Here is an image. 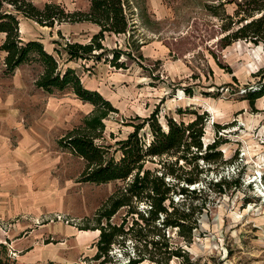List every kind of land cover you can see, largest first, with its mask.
<instances>
[{
  "label": "rangeland",
  "instance_id": "obj_1",
  "mask_svg": "<svg viewBox=\"0 0 264 264\" xmlns=\"http://www.w3.org/2000/svg\"><path fill=\"white\" fill-rule=\"evenodd\" d=\"M32 1L37 5L55 1L68 10L89 6V0ZM240 1L130 0V29L105 32L106 49L99 59L66 62L65 53L55 49L59 46L55 39L88 41L94 23L62 21L50 29L21 19L25 38H40L60 63L74 66L84 84L99 87L118 108L104 118L105 142L124 137L131 128L124 122L139 121L132 118L136 114L157 109L164 123L165 114L191 119L194 114L186 108L207 111L203 145L215 134L225 137L218 146L224 160L198 159L204 169L198 181L189 184L198 190L197 197L174 194L175 200L205 202L203 210L196 212L198 226L192 240L185 242L176 229L170 230L173 242L188 250L194 264H264V96L253 106L242 97L246 85L257 81L254 73L264 67V49L241 38L222 45L220 38L228 31L222 25ZM113 49L121 50L117 60L124 62L122 66L109 62ZM3 56L0 50V264H99L103 257L92 258L96 238L79 232L88 234L96 224L95 212L124 181L78 180L84 159L57 140L69 127L80 124L84 103L68 89L50 95L37 87L34 80L41 70L37 62L23 63L12 75L4 74ZM8 97H13L9 105L22 111L17 122L6 119ZM47 98L69 109L61 121L46 114ZM213 122L224 127L217 131ZM48 128L52 136L44 139ZM163 157L168 155L148 158L145 166L159 168ZM191 166L181 164L178 172L189 174ZM222 178L228 182L222 190L212 187L210 181ZM124 211L118 209L110 219L121 221ZM70 228L77 232H69ZM132 240L126 239L124 245L114 242L104 264H124L133 254ZM139 264L156 263L146 259ZM169 264L179 260L173 258Z\"/></svg>",
  "mask_w": 264,
  "mask_h": 264
},
{
  "label": "trees",
  "instance_id": "obj_2",
  "mask_svg": "<svg viewBox=\"0 0 264 264\" xmlns=\"http://www.w3.org/2000/svg\"><path fill=\"white\" fill-rule=\"evenodd\" d=\"M129 4L130 0H89L85 10H68L55 1L37 5L32 0H0V32L4 34L0 42V50L4 51L2 72L11 74L21 63L37 62L41 70L34 80L36 86L47 92L69 88L77 97L94 105L80 124L66 130L57 140L61 147L84 159L78 180L95 183L113 179L124 181L95 212L96 224L89 228L99 231L92 258L98 260L103 257L99 264H104L109 259V250L114 242L121 241L124 245L126 239L132 238L133 254L127 255L124 264H139L146 259L156 264H169L173 258L178 259L179 264H194L188 250L182 244L173 242L170 230L176 229L177 236L185 242L192 240L194 229L198 226L196 212L203 210L205 202L194 204L186 198L175 200L174 194L197 197L198 190L189 184L198 181L199 173L204 169L199 166L198 159L206 162L223 159L218 146L225 141V137L215 134L210 142L203 145L207 111L186 108L194 114L191 119L177 120L165 114L164 123L158 118L157 109L143 116L136 114L132 118L139 121L124 122L131 126L124 137L116 138L114 143L105 142L104 118L118 108L98 89L85 86L75 67L60 63L40 38L24 39L19 31L20 17L31 18L47 26L62 21H90L98 29L88 41L56 40L59 46L55 49L58 53H65V62L91 57L99 59L100 53L106 49L102 43L105 32L122 33L131 28L133 22ZM236 5L235 13L229 15V22L222 25L224 30H228L220 37L222 45L241 38L262 44L264 49V0H242ZM233 16L238 17L233 20ZM235 23L237 25L233 27ZM57 31L60 32V29ZM98 49L100 51L95 52ZM120 52L112 50L111 64H124L117 60ZM254 74L258 76L257 81L246 85L242 92V97L251 106L257 97L264 94V67ZM213 123L217 131L224 127L218 122ZM110 136L114 134L110 132ZM163 155H168V158L159 159V168L145 166L146 159ZM181 164L192 165L188 168L189 174L178 172ZM167 176L171 178L167 179ZM233 182L237 184L236 180ZM226 183L225 178L210 181L212 187L219 191ZM140 202L146 203V206H139ZM120 208H125L121 221H112L110 218Z\"/></svg>",
  "mask_w": 264,
  "mask_h": 264
},
{
  "label": "crops",
  "instance_id": "obj_3",
  "mask_svg": "<svg viewBox=\"0 0 264 264\" xmlns=\"http://www.w3.org/2000/svg\"><path fill=\"white\" fill-rule=\"evenodd\" d=\"M22 18H24V19H29V20H33V19H31V18H27V17H20V21H19V31H20V34H21V27H22V23H21V19ZM33 21H35V20H33ZM36 22V21H35ZM39 24V23H38ZM57 24V23H56ZM95 24V23H94ZM39 25H41V24H39ZM96 25V24H95ZM41 26H47V25H41ZM47 27H49L50 29H52L54 26H47ZM57 29H60V28H57ZM98 29V26L96 25V28L94 29V32L96 31ZM93 33V32H92ZM91 33V34H92ZM3 36H4V34H3V32H0V40H2V38H3ZM21 36L24 38V39H27V38H31L32 36H30V37H24L22 34H21ZM55 40H57V39H55ZM54 40V41H55ZM80 41V40H79ZM45 46V45H44ZM46 48V47H45ZM47 49V48H46ZM48 50V49H47ZM50 51V50H49ZM69 61V60H68ZM23 63H21L20 65H22ZM20 65H18L16 68H18ZM66 65H69V64H66ZM74 67V66H73ZM15 68V69H16ZM14 73V72H13ZM13 73H11V75L13 74ZM84 84V83H83ZM85 86H87V87H89V88H96V89H98L100 92H101V90L99 89V87H97V86H90V85H87V84H84ZM38 87V86H37ZM42 89V88H41ZM65 89H68L69 90V92L70 93H72L73 94V92L71 91V89H69V88H65ZM43 90V89H42ZM57 92H60V91H62V90H56ZM56 91H54V92H47V91H45V92H47L48 94H52V93H55ZM102 93V92H101ZM103 94V93H102ZM75 95V94H74ZM104 95V94H103ZM76 96V95H75ZM261 96H264V94H262ZM261 96H259V97H261ZM38 97V96H37ZM77 97V96H76ZM259 97H257V98H259ZM108 98V97H107ZM256 98V99H257ZM244 99H246V98H244ZM256 99H255V101H256ZM15 100V99H14ZM76 100H79L81 103L83 102L84 103V107H85V109H84V113H83V115H82V117H81V119L85 116V115H87V114H89L91 111H92V109H93V107H94V105H93V103H91V102H89V101H87V100H82L81 98H79V97H77L76 98ZM247 100V99H246ZM12 101H13V97H8L7 98V101H6V106L8 107L9 106V108H8V110L6 109L5 110V113L7 114V120L8 121H10L9 123H13V122H17V117H18V115L19 114H21L22 113V111H21V109L20 108H17V107H15V106H10L9 104H11L12 103ZM248 101V100H247ZM255 101H254V103H255ZM249 103V102H248ZM54 104V102L51 100V98H47V101L45 102V108H46V110H47V112H46V114L48 115V116H50V117H53L54 119L53 120H56V121H58V119L61 121L62 119L60 118L61 117V115L63 114H66L68 111H69V109L68 108H66L65 106H63V105H59V106H55V105H53ZM76 105H78V103L76 104ZM78 113V112H77ZM81 119H80V121H81ZM6 120V121H7ZM7 121V122H8ZM45 122V121H44ZM39 125V124H38ZM43 125H45V124H43ZM73 126V125H72ZM71 126V127H72ZM71 127H69V128H71ZM41 131V130H40ZM40 133V132H39ZM51 136H52V130H50L49 128L48 129H46V133L42 136L44 139H47V138H51ZM1 161H2V159H0ZM89 229V231H91L92 232V234H90L91 232H89L88 231V234H80V232H79V235H82V237H95V238H97V235H98V229L96 228V229H91V228H88ZM74 231H76V230H74L73 228H70L69 229V232H74ZM77 232V231H76ZM78 235V236H79Z\"/></svg>",
  "mask_w": 264,
  "mask_h": 264
},
{
  "label": "bare ground",
  "instance_id": "obj_4",
  "mask_svg": "<svg viewBox=\"0 0 264 264\" xmlns=\"http://www.w3.org/2000/svg\"><path fill=\"white\" fill-rule=\"evenodd\" d=\"M211 108V107H210ZM214 111V110H213Z\"/></svg>",
  "mask_w": 264,
  "mask_h": 264
}]
</instances>
